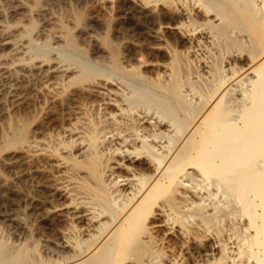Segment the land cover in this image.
<instances>
[{
    "label": "rangeland",
    "instance_id": "rangeland-1",
    "mask_svg": "<svg viewBox=\"0 0 264 264\" xmlns=\"http://www.w3.org/2000/svg\"><path fill=\"white\" fill-rule=\"evenodd\" d=\"M99 1L101 0H95V2L94 0H91V2L90 0H0V139L1 132L4 129L3 126H7L14 111L23 105L26 101L25 99L29 97V100L34 102L32 108L34 112L37 111V116L43 115L46 100L53 96L55 97L56 95L53 93L61 91L62 85L68 80V78H65L66 75L61 76V74L69 73V66L74 71L77 70V68L75 69L76 65L70 64L66 66L65 62L62 63L61 56H59L66 33L77 36L80 43L79 47L89 55L91 62L99 66H108L110 59L101 44V36L105 31L104 20L102 17L86 13L91 5H95ZM247 1L249 6L245 5L246 7H251V11L254 6H258L253 11L254 17L256 16L258 19L261 14H264V11H260L264 10V8H259V6H262V0ZM93 2L95 4H92ZM117 2L118 0L109 1L107 2L108 4L105 2L110 7L104 6L103 11L105 17L110 21L111 28L114 29L111 35L114 43L118 44V59L124 74L100 77L98 82L103 84H98L92 88L90 93V99L92 98V100H88V104L86 103L85 106L75 102L72 103L73 105L62 104L65 107H62L64 111L61 110V115L63 114L60 116L59 122L61 124L58 123L59 136L55 134V137L48 138L38 133L36 136L30 137L31 139L29 138L30 143L26 146L27 149L24 147L21 150L15 149L13 151L0 147V264H78L81 257L88 253V249L90 252L93 249L92 246H95L92 245L95 240L93 237L97 233L94 232L93 234H96H91L90 236L88 235L89 233L84 234L86 232L79 230V228L71 227L73 223L69 215L66 218L67 222H63L64 224L66 223L65 225L62 223L63 225H58V228L56 227L53 231L44 229L41 223L45 217V211L41 207L43 206V201L46 202L47 209L58 212V209L64 208V206L69 205L74 200L78 205L79 203L82 204H80V207L84 206L83 208L88 209V212H83L82 215L88 217L86 213L90 214L92 209L95 212H93L94 214L91 213V217L96 213L99 216L93 217L97 218V220L109 219L121 211L123 201L127 200V196L116 189L119 188L116 185L118 183L116 180L118 178L121 179L122 176H127V171L121 170L119 166L114 164V160L118 155L127 153L124 151L126 147H129L127 150L130 152L131 150L133 152L134 149H138L137 151L141 149L139 152L142 153H139V157L142 156L143 159L153 158L152 155L155 152L157 156H163L164 154L165 157L176 152V155H185V152H187L185 146L189 143L192 134V111L202 103L199 93L201 91L206 93L214 86H217L216 84L224 81L228 87L233 89L231 91L232 95L230 94L231 98L234 97L236 99L234 102L232 100L231 103L229 102L231 106L228 105V109L231 107L232 109H230L232 111L234 109V112H230V109L228 111L232 115H236L241 108L240 101H242V97L251 88L249 80L253 77V74L240 75L238 71L232 70L231 65L226 62L228 58L221 55L226 53L221 52L220 54V51L224 50L223 47L226 45H222L223 47L220 45V51L217 49L223 41L219 42L220 38L218 33H216V29H214L215 27L205 25V27L202 26L203 29H200L201 25L196 27L191 25L194 30L198 29L197 32H201L204 36V40L207 43L204 41L205 45L201 47L206 46L207 48L196 49V51L202 50L201 52L197 51V53L194 50L196 54L194 52L193 54L191 53L187 57L189 60L186 58L183 61L184 63H181L182 67L180 68L179 66L181 70V72L179 70V73L181 74H178L177 80L180 84L176 82L175 85H177H174V87L175 89L176 87L180 88L177 89L179 91L176 90L179 93L175 92L176 98L174 99L169 93L172 85L167 84H170L172 80L170 79L169 70L159 65H165L169 62V54H163L162 52L154 56L148 52L135 53L131 51L135 47V43L131 38L139 31L150 34L156 32L162 44L168 42V44H172V42L169 39V41L167 40L168 37L160 26L145 22L144 14L141 15L135 9L117 13ZM255 3L257 4L255 5ZM80 10L85 12V17L81 24L76 27L73 14ZM260 17L258 22L264 21V17ZM262 21L260 25L263 23ZM90 24L95 26L93 27ZM206 26L212 27V29L209 28L211 32L207 30ZM191 27L189 26V28ZM261 27H264L263 24ZM243 30V28H238L230 33L231 37L235 35L233 38H235L237 43L233 50L239 51L238 53L241 55L246 54L254 46V42H251L253 41L252 37H250L251 35ZM204 32H206V35ZM113 35H117L116 39ZM207 35L211 36L206 37ZM212 35L217 36L213 38ZM205 38L208 39L206 40ZM209 38L212 40H209ZM239 42L240 44H238ZM39 47L48 51L47 58L36 57L35 51ZM75 55L79 57L78 52ZM136 71L141 76L130 78ZM167 74L168 76H166ZM235 74L240 76L234 79L233 76ZM157 75H160V77ZM167 77L170 81H167ZM153 81H157V84ZM133 82H138V85H133ZM159 82H161V86ZM139 84L142 88L144 85V92H141L143 91L142 88H138V86L141 87ZM26 88L28 89V94L23 93ZM44 91L45 94L43 93ZM140 92L144 93V96ZM147 94H150L149 97L153 98H150L151 101H149ZM58 97L60 98V96ZM58 97L56 96L55 98L59 99ZM143 97L145 100H141ZM156 100L157 102L162 100V103L158 104L159 102L157 103ZM109 101L111 102L110 105L107 103ZM151 102L154 104H150ZM103 103L106 105L104 106ZM68 108H72V111L78 112V114L73 112L71 115L70 110H67ZM20 110H23V108ZM83 111L87 112L82 113ZM142 118L144 121L145 119L146 121L152 119L149 121V124L152 125L149 126L143 121L140 122V120H143ZM88 122L94 125H88ZM130 122L135 124L132 125ZM141 124L145 128L149 126V130L139 127ZM156 132L157 134H155ZM91 134L92 136L94 135V139L89 136ZM118 134L121 138L117 137ZM121 139L127 143H130L131 140H136L131 142L132 146L130 144L128 146ZM170 145H173V148L170 149ZM118 149L122 153L120 152L119 154ZM115 150L118 151L115 152ZM93 153L96 157L98 156L97 158L100 161L101 177L103 180L105 179L104 182L107 184H105L107 188H110V190L107 189V192L111 195L110 197L108 195V201L103 202L105 204L96 202L90 194L83 192L81 190V179L74 176L71 171L73 160H85ZM145 154L146 157L144 156ZM148 154H152V157ZM37 158L39 161H37ZM34 161H37L36 166L39 167L36 168L33 164ZM46 161L47 164H45ZM127 164L129 163L127 162ZM55 165L59 167L56 168L54 167ZM188 170L189 167H186L184 172ZM37 173H45L47 179H37L35 176ZM183 173L179 175L177 184L181 182H179L180 178L182 180L181 184L184 182L183 185L188 184L189 186L190 183L194 185L197 182L201 184L190 186L192 191L190 188H188V191L185 190L187 186L180 185L179 187L175 184V191L176 189L178 191L183 189L186 191L185 196H189L184 201L177 200L181 202L175 201L176 203H174L158 200L156 208L160 209L159 212L162 213L160 217L166 221V225L168 223L167 230L156 231V233L152 234L154 235H151L155 238L154 240L145 234L141 236L142 243L145 244L143 245L145 250L142 252L141 258L139 257L138 260L134 259L135 261H133L131 260L133 257H130V259L127 258L120 264H137L139 262V264H253L254 260L249 255L260 251L259 255L261 254V249L249 243L253 229H247V217L241 215L234 198L228 196L221 188H218L219 192L217 194L216 191L218 189L214 185L211 187V185H207L199 179L195 181L193 177L192 180L191 176L189 177V175ZM82 175V173L78 174V176ZM183 175H185L186 179ZM182 176L184 179H182ZM115 181L116 184L114 183ZM202 183L203 185L205 184L204 188ZM198 186L201 188H198ZM194 187L196 188L194 189ZM44 188L49 190L48 198L42 196L41 192ZM197 189H202V191ZM204 189L207 194L209 193L208 195L204 193ZM177 193V191L175 194L172 193V197L176 198ZM195 194L206 197L202 198L195 196ZM111 206L116 208L118 212L115 209L112 210ZM107 207L112 208L109 210L112 215ZM68 209L72 210V207ZM157 209L156 212H158ZM97 220L94 219L96 222ZM81 225L83 226L81 223L78 224V226ZM198 225H201V227ZM97 226L98 224H95L94 227ZM188 227H190L191 231ZM75 229H78L77 232L79 233ZM64 243H67V245H63ZM108 244L104 245L105 247L101 245L96 247L98 249H110L113 247L110 243Z\"/></svg>",
    "mask_w": 264,
    "mask_h": 264
},
{
    "label": "bare ground",
    "instance_id": "bare-ground-1",
    "mask_svg": "<svg viewBox=\"0 0 264 264\" xmlns=\"http://www.w3.org/2000/svg\"><path fill=\"white\" fill-rule=\"evenodd\" d=\"M109 1H114V0H101L96 4L94 3L95 2L94 0L92 4L95 5H91L89 10L86 12L88 13V15L94 14V16L96 15L102 17L104 20L103 23H104L105 31L101 36V44L103 45V48L110 59L108 66H99L98 64L91 62L89 55L86 54V52L79 47L80 43L79 40L77 39V36L71 33H66L62 41L63 48L60 51L58 50L60 54L59 56H61L62 63L65 62L66 66L67 65L69 66L70 64L76 65L75 69L77 68V70L74 71L69 66L70 72L67 74L65 73L61 74V76L66 75L65 78H68V80L65 81L64 84L62 85L61 91L59 92L56 91V93H53L57 97L60 96V98L58 97L59 99H56L55 98L56 96L55 97L53 96L50 99L46 100L45 102L46 106L44 107L43 115L37 116L36 114L37 111L34 112L32 108L34 102L32 100H29V97L27 99L24 98L26 101L23 103V105L17 108L16 111H14L11 121L7 124V126L6 127L3 126L4 129L1 132L2 134L0 139L1 140L0 147H2V149H7V150L11 149L14 151L15 149L21 150V148L24 147L26 148V146H28L30 143L29 142V140L31 139L30 137L36 136L38 133L48 138L55 137L54 136L55 134L56 135L58 134L59 136L60 134L58 133L59 131L57 128L59 125L58 123H60L59 122L61 118L60 116L63 115V114L61 115V110L62 107L64 106V105L62 106V104H72L73 102H75L85 106L88 100H92V98L90 99L91 97L90 93L92 88H94L98 84H103L102 82H98V79H100V77H105V76L108 77V75L110 76L113 74L116 75L124 74L118 59L119 47L117 43L116 44L114 43L111 35V32L114 29L111 28L110 21L105 17L103 11L104 6H107L105 2L107 3ZM252 1L254 2V0H251V2ZM247 2H248L247 0H118L117 13L123 12L128 9H135L136 12L141 13V15L144 14L145 22L154 26L155 25L160 26L163 29L165 35L168 37L167 40L169 39L172 42V44H168L169 42L162 44L160 43V38L156 35V32L155 33L152 32V34H150L147 32L137 31L138 33L135 34L134 37L131 36L133 37L131 38V40L135 43L134 45L135 47L132 50L130 48V50L134 51L135 53L148 52L149 54L154 56H157L156 54H161L162 52L163 54L164 53L169 54V62H167L165 65H161V64L159 65L169 70L170 79L172 80L170 84L169 83L167 84L170 86L172 85L170 87L171 89L169 88L170 89L169 93L174 97V99L176 98L175 94L179 93L177 92L179 91L177 89L180 88V87H176L175 89L174 85L176 82L177 84L179 83L177 79H178V74H181L179 73V70L182 67L181 63L185 61V59L189 55H191V53L193 54L194 50L196 51V49L199 48L204 49L206 46H203L204 48L201 46L205 45V42L207 43V41L204 40V36L201 34V32H197L198 29L194 30L191 27V25L193 27L201 25L200 29H203L202 26L205 27V25L213 26V28L215 27L214 29H216L217 32L215 30L214 31L218 33V37L220 38L219 42L223 41V43L219 44L217 49H219L220 51L221 50L219 48L220 45L221 46L226 45L224 47L222 46L224 50H221L220 54L221 52L226 53L225 55L224 54L221 55L226 56L228 58V61H226L227 64L229 63V65H231L230 67L233 68L231 69L238 71L240 75L246 73L248 74L252 73L253 77H251L249 80V82H251V88L249 92L247 94H244L245 96L242 97V101L239 100L241 102V108L236 115H232V113H230L232 111L231 107H229V109L231 108L230 110L228 109L229 102L231 103L232 101L234 102L236 100L234 99V97L231 98L230 96L231 91H233V89L228 87V85L224 81L222 82L220 81L221 83L216 84L217 86H214L206 93L205 92L203 93V91L199 93L202 103L201 105H199V107L193 109L192 111L193 112L192 134L189 139V143L187 144V146H185L187 148V152H185V155H181V156L176 155L177 153L176 152L175 154L169 156L165 154L167 155L165 157L164 154L163 156L162 155L157 156L155 152L154 155L151 154L153 158L143 159L142 156L139 157L140 155L139 153H142L139 152L141 149H139V151H137L138 149H134L133 152L132 150L130 152L127 150V148L129 147H126V150H124L125 148L123 149L124 151L127 152L126 154H120L121 152L120 148H119L120 150L118 149L119 151L115 150V152L118 151L120 155H118L117 158L114 160V164L119 166L121 170L127 171V176H122L121 179L118 178V180H116L118 181V183L116 184V181L114 183L119 187L116 189L127 196V200L125 199L126 201L125 202L123 201L122 209L119 212L116 210V208L112 207L113 205L111 206L113 209L110 207L112 210L115 209L118 212L113 216H111L112 213L109 211L111 209L107 207L109 208L108 211L111 214V215L109 214V216H111L109 219L105 217L106 220H103L102 218H101L102 220L100 219L97 220V218L93 217V216L97 217L98 214L96 215L95 213V215H93L92 217L96 219L97 222L94 221V219L91 217L92 215L91 213L95 212V210L92 209L90 210L91 211L90 214L86 213L88 217L82 215L83 212H88V209L83 208L84 206L80 207L81 203H79L78 205V203H76V201L74 200H72L71 203L69 202L70 204L64 206V208L58 209V212H56L55 210L53 211L47 209L46 202L45 201H43V203L41 202L43 204V206H41L42 210L45 211V212L43 211L45 213L44 214L45 217L41 221L44 229L48 231H53L58 225L60 224L63 225L64 224L63 222L66 221V218L69 215L73 223L71 224V227L79 228V230L86 232V233L84 232H80V233H84V234L89 233L88 235L90 236L91 234L95 235L97 233L93 237L95 238V240L92 245L95 246H92L93 249L90 250V252L88 249V253L81 257V260H79L80 262L78 264H108V263L120 264L123 263L125 259L127 258L130 259V257H133L131 259L133 261H135L134 259L138 260L142 252L145 250L143 246L145 244L142 243L141 236L145 234L146 236L150 237V239L154 240L155 238L152 237L154 236L152 234L156 233V231L167 230L166 227L168 223L166 225V221L160 217L162 213L159 212L160 211L159 208L158 209L156 208V202L161 199L162 201L164 200L166 202L176 203L175 201L177 200L184 201L187 197H189V196L187 197L185 196L186 191H184L183 189L180 191L176 189V191L178 192L177 197L175 196L176 198L172 197L171 195L172 193L173 194L176 193L174 187L175 184L176 186L179 187L180 185L185 187L187 186L185 189L187 191L188 188H190V186L193 185V184L191 185V183L189 184V186L187 183H186L187 185H183L184 182L183 184H181L182 183V180H180L181 178L179 179V182L181 181L180 183H178L179 185L176 183L178 181V178L180 177L179 175H181V173L184 172V169L186 167H189V170L184 172L183 174L186 173V175H189V177L191 176L190 177L191 179L193 177L195 181L199 179L202 182H205L207 185L208 184L211 185V187L212 185H214L215 187H217V189L221 188L228 194V196L234 198V200L237 202L236 204H238V209L241 215L247 217V225H246L247 229H253L251 235L249 234L250 235L249 243L251 245L258 246V248L261 249V254L258 255V253L260 252L258 251V253L256 252L253 255H249V257L254 260L253 264H264V36H263L264 27H261L262 24L264 26V21L261 20L263 23H261L260 25L261 21L258 22V20H260L259 19L260 16L257 19V17L256 16L254 17L253 15V11H255V7L257 6L256 5L257 3H255L256 6H254L251 11L250 10L251 7L250 8L246 7V5L249 6ZM262 2H263L261 3L262 6H259V8H264V0H262ZM260 11H264V10L262 9ZM258 15H260V13H258ZM73 16H74L75 26L78 27L81 24V21L85 17V12L80 10L74 12ZM261 17H264V14H261ZM92 26L94 27L95 25ZM189 26L191 28H189ZM207 28H208L207 30H209V28L212 29V27H207ZM238 28L239 29L243 28L247 34L251 35L250 37H252L253 39V41L251 42H254V46L251 48V50H249L244 55L238 53L239 51L233 50V48L237 46V43L235 38H233V36L235 37V35L231 37L230 33L231 31L233 32L235 31V29ZM209 32L211 31L209 30ZM204 33L206 35V32ZM208 35L206 37L211 36ZM113 36L116 39L117 35L116 36L113 35ZM216 36L212 35L213 38ZM209 40L212 39L209 38ZM238 44H240V42ZM201 51L202 50H200L199 52ZM77 52L79 53V57L75 55ZM35 55L38 58L45 59L48 56V51L43 50L39 47V49H36ZM138 75H140V73L136 71V73L130 78L139 77ZM240 75L235 74L233 78L237 79ZM157 76L160 77V75ZM166 76H168V74ZM162 81L164 80L162 79ZM167 81H170L169 78ZM153 82H156L155 84H157V81H153ZM161 82H159L160 86H161ZM133 85L137 86L138 82H133ZM138 88L140 89L142 88V86L141 87L138 86ZM143 88H142L143 91L141 92H144ZM49 90H51V88H49ZM24 91L25 92L23 91L22 92L26 94L29 93L27 88ZM43 93L45 94V91ZM141 94L143 95L144 93ZM150 94L149 95L147 94L149 101H151L150 98H152L149 97ZM179 97L180 96H178V98ZM143 99L144 97L141 100ZM161 101L162 100L158 101L159 102L158 103L156 100L158 104L162 103ZM107 103H109L110 105L111 102L109 101ZM150 104H154V103L151 102ZM22 108L23 110H20ZM67 110H70L69 112L71 115L73 114V112L75 114H78V112L76 113L75 111H72L73 110L72 108L71 109L68 108ZM87 111H83L82 113L84 112L86 113ZM232 112H234V109ZM142 121L145 124L147 123V125L149 124V121H146V119L145 121L144 119L140 120V122ZM136 122L138 123V125H140L137 120ZM130 123L132 124V122ZM87 124L91 125L92 123L88 122ZM134 124L135 123H133L132 125ZM151 125L149 124V126ZM149 126H147L146 128L148 129ZM139 127H144V126L141 124V126ZM146 128L144 130H146ZM151 131L153 130L151 129ZM81 134L83 133L81 132ZM155 134H157V132ZM89 136H91V139L92 138L94 139L93 137L94 135L92 136L91 134ZM117 137H119V134L117 135ZM135 140H131L130 143H127L125 140L124 141L127 143V145L130 144L132 146L133 144L131 142ZM121 141L123 140L121 139ZM143 143H142V147L144 146ZM119 146L121 147L120 144ZM172 146L173 145H170L169 148L170 149L173 148ZM166 147L165 149H167ZM151 155L149 156L152 157ZM144 156L146 157V154ZM97 157L93 153L90 156H88L86 159L84 158L85 160L82 161H80L81 159L73 160L71 167L72 169L71 168L69 169H71L74 176H77L81 179L82 181L81 190L83 192H85L86 194L87 193L90 194L93 197L92 199L95 200L96 202L98 201L101 202V204H105L103 202L108 201V195H109L107 192L108 188L106 186L107 184L104 182L105 179L103 180V178L101 177L100 174L101 166H100V161L98 160ZM37 161H39L38 158ZM37 161H34L33 163L35 166L37 164ZM127 162L129 164H127ZM45 164H47V161ZM37 167L39 166H36V168ZM49 167L51 168V165H49ZM54 167H56V165ZM80 173H82L83 175L78 176V174ZM35 176L37 179H44V178L47 179V175L45 173H37ZM183 176L185 178V175ZM183 176L182 179H184ZM192 180L190 181L193 182ZM198 183L199 182H197V184L194 185H198ZM200 184L201 183H199V185ZM196 187H194V189ZM198 188L201 187L198 186ZM202 189H197V190L202 191ZM108 190H110V188ZM217 192H219V189L216 191V193ZM41 193L43 197L48 198V193H49L48 189L46 188L42 189ZM204 193L207 194L205 189H204ZM196 195L197 194H195V196ZM205 197L206 196L202 198ZM181 201H177V202H181ZM70 207H72V210L68 209ZM156 209L158 212H156ZM80 223L83 224V226L82 225L78 226V224ZM95 224H98V226L94 227ZM198 226L201 227V225ZM190 227H188L189 230ZM77 231L78 229L76 230V232ZM94 232L96 233L93 234ZM168 240L170 241V239ZM108 243H110V245H113V247L110 249H106V248L98 249L96 247L97 245L99 246L109 245ZM63 245H67V243H64ZM22 252L24 253V251Z\"/></svg>",
    "mask_w": 264,
    "mask_h": 264
}]
</instances>
